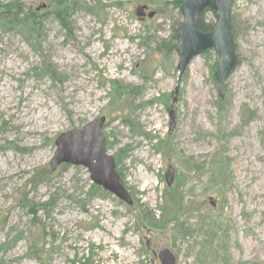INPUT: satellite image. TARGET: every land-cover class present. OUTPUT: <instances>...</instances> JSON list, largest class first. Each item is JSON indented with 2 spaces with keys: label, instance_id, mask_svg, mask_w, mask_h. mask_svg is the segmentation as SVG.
Instances as JSON below:
<instances>
[{
  "label": "rangeland",
  "instance_id": "1",
  "mask_svg": "<svg viewBox=\"0 0 264 264\" xmlns=\"http://www.w3.org/2000/svg\"><path fill=\"white\" fill-rule=\"evenodd\" d=\"M177 1L0 0L38 19L0 22V264H264V0H233L223 97L214 50L178 69ZM101 116L131 206L83 166L51 171L56 138Z\"/></svg>",
  "mask_w": 264,
  "mask_h": 264
},
{
  "label": "water",
  "instance_id": "2",
  "mask_svg": "<svg viewBox=\"0 0 264 264\" xmlns=\"http://www.w3.org/2000/svg\"><path fill=\"white\" fill-rule=\"evenodd\" d=\"M40 2L37 11L45 8ZM233 0H185L181 7L182 22L176 36L178 69L184 72L192 59L207 50H214L218 55L215 71L218 95L223 97L227 88L226 80L237 66L238 56L232 33ZM206 10L216 14V25L213 30L205 32L201 29V18ZM139 18L154 17L155 11L146 4L136 8ZM106 117L101 116L84 125L60 134L55 140L56 150L49 165L54 172L63 164L83 166L90 172L92 181L104 190L112 193L128 205L133 198L121 183L116 162L105 147L103 127ZM175 172L169 167L165 174L167 186L174 182ZM158 257L161 264H177V258L168 248L162 249Z\"/></svg>",
  "mask_w": 264,
  "mask_h": 264
},
{
  "label": "trees",
  "instance_id": "3",
  "mask_svg": "<svg viewBox=\"0 0 264 264\" xmlns=\"http://www.w3.org/2000/svg\"><path fill=\"white\" fill-rule=\"evenodd\" d=\"M185 1V0H184ZM184 1L178 0V3H183ZM151 2L149 3V5ZM150 7V6H149ZM156 12V11H155ZM53 15L56 17V19L59 20L60 24L63 28H67V19H68V13L67 9L65 7V2L58 1L56 2L54 6V11L52 12ZM157 13V12H156ZM23 14L22 8L18 5V3H12L10 5H2L0 6V22L4 25H15V26H23L26 29V26L30 27V33H32V29H34L33 25L35 24V27L37 25V14L30 11L27 14H25V18L20 19V16ZM201 29L205 32L213 30L214 26H208L203 23L201 20ZM177 34V33H176ZM175 34V38H176ZM92 188L98 189L97 185L93 184ZM176 194L175 187L173 189H168V195L169 200H173Z\"/></svg>",
  "mask_w": 264,
  "mask_h": 264
},
{
  "label": "bare ground",
  "instance_id": "4",
  "mask_svg": "<svg viewBox=\"0 0 264 264\" xmlns=\"http://www.w3.org/2000/svg\"><path fill=\"white\" fill-rule=\"evenodd\" d=\"M193 231H194L193 225H190L189 223L186 224V227H185V233H186V235L187 236L191 235L193 233Z\"/></svg>",
  "mask_w": 264,
  "mask_h": 264
}]
</instances>
